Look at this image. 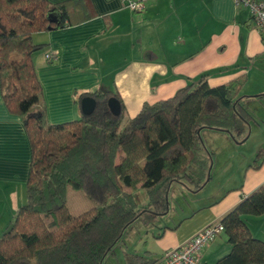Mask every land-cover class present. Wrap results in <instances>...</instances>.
<instances>
[{
  "label": "trees",
  "instance_id": "16d2710c",
  "mask_svg": "<svg viewBox=\"0 0 264 264\" xmlns=\"http://www.w3.org/2000/svg\"><path fill=\"white\" fill-rule=\"evenodd\" d=\"M52 8L61 12L60 23L48 21ZM94 15L90 0H0L1 96L21 116L30 145L26 202L0 232V264H103L136 221L150 226L169 212L174 184L198 192L209 183L213 152L204 129L227 132L236 143L248 137L249 96L240 95L246 75L210 85L202 73L171 97L143 103L133 117H125L117 91H81L77 104L89 95L93 111L51 123L33 63L43 45L32 36ZM110 97L120 102L117 116ZM263 162L259 150L248 166ZM262 214L264 183L220 218L230 249L215 264H264V240L244 219ZM125 258L127 264L159 260L149 251Z\"/></svg>",
  "mask_w": 264,
  "mask_h": 264
},
{
  "label": "crops",
  "instance_id": "0c3cea01",
  "mask_svg": "<svg viewBox=\"0 0 264 264\" xmlns=\"http://www.w3.org/2000/svg\"><path fill=\"white\" fill-rule=\"evenodd\" d=\"M90 1L95 12L90 19L32 36L34 43L43 45L33 54V63L51 123L82 115L76 102L81 91H117L125 117H133L143 103L171 97L202 73H207L210 85L240 75L247 80L257 61L264 59L261 34L250 10L232 0H147L139 12L120 0ZM47 52H54L56 59L47 61ZM206 130L201 136L207 144ZM215 131L218 134L213 133L210 141L215 137L230 147L237 145L226 132ZM260 149L236 166V172L223 166L216 174V191L206 190L183 209L169 210L162 221L143 225L130 253L149 251L160 258L199 229L219 221L264 183V162L259 169L248 166ZM29 165L30 145L22 118L7 109L0 91V232L26 202ZM244 219L251 234L264 240V214ZM229 249L227 236L221 233L203 248L202 263L215 264Z\"/></svg>",
  "mask_w": 264,
  "mask_h": 264
},
{
  "label": "rangeland",
  "instance_id": "374dc122",
  "mask_svg": "<svg viewBox=\"0 0 264 264\" xmlns=\"http://www.w3.org/2000/svg\"><path fill=\"white\" fill-rule=\"evenodd\" d=\"M259 88H264V59H262L261 61H257L256 66L251 71L250 77L247 78L245 84L240 90V95L249 96L248 100L244 102L248 112L251 114L248 131L249 134L246 141H244L243 143H237V145H234L233 147H230L229 144L225 143L221 138L214 137L210 141V136L215 135L213 133L218 134V132H216L215 130L207 129L206 131H209L205 135L207 144L204 139H202L208 148L209 146L212 147V150L209 148L213 152L211 180L204 190L202 188L200 191L194 193L185 192L181 185L174 184L168 194V202L171 213L179 211V208L183 209L184 207H186V203H188L190 199L200 197L206 190L216 191L218 186V184L216 183V174L219 173L218 171H220L223 166H226L225 170L229 169V167L231 166L232 170L236 172V166H238L239 168L240 163H242L245 158H249L252 154H255L258 146H261L260 150L264 151V98H259L256 96L259 94H264V91H255L259 90ZM230 139L232 140V138ZM234 143L236 144V142ZM228 177H230V174L226 175L223 181L225 182ZM140 192L144 198V190H141ZM163 217L166 216L162 215L156 217V221H162L161 219ZM143 225L144 224L141 220L136 221L127 230V232L124 233L122 240H120V242L114 249V254H109L105 257L103 264H127L125 253H130L131 251L133 252V246L139 238V231H141ZM142 231L144 232L145 229H142ZM140 233L143 234L142 232Z\"/></svg>",
  "mask_w": 264,
  "mask_h": 264
},
{
  "label": "built area",
  "instance_id": "2783aa9c",
  "mask_svg": "<svg viewBox=\"0 0 264 264\" xmlns=\"http://www.w3.org/2000/svg\"><path fill=\"white\" fill-rule=\"evenodd\" d=\"M147 0H120L122 5L131 11L139 12L145 8ZM236 6L250 10L255 27L261 34L264 47V0H232ZM47 61H54L56 54L47 52ZM224 225L216 221L196 231L189 239L179 246L170 248L162 253L156 264H203L202 251L205 246L224 233Z\"/></svg>",
  "mask_w": 264,
  "mask_h": 264
},
{
  "label": "water",
  "instance_id": "95a60500",
  "mask_svg": "<svg viewBox=\"0 0 264 264\" xmlns=\"http://www.w3.org/2000/svg\"><path fill=\"white\" fill-rule=\"evenodd\" d=\"M47 19L50 23H56V24L60 23L62 20L61 12L56 8H52L48 10L47 12ZM107 104L113 115L117 116L120 114L121 106L117 98L110 97L107 101ZM80 107H81L82 114L84 115L90 114L95 107L94 98L89 95L83 97L80 102Z\"/></svg>",
  "mask_w": 264,
  "mask_h": 264
}]
</instances>
